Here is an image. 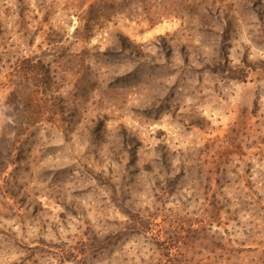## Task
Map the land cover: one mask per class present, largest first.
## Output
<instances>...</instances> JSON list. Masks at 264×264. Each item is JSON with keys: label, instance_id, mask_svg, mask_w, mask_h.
<instances>
[{"label": "rangeland", "instance_id": "rangeland-1", "mask_svg": "<svg viewBox=\"0 0 264 264\" xmlns=\"http://www.w3.org/2000/svg\"><path fill=\"white\" fill-rule=\"evenodd\" d=\"M0 264H264V0H0Z\"/></svg>", "mask_w": 264, "mask_h": 264}, {"label": "trees", "instance_id": "trees-1", "mask_svg": "<svg viewBox=\"0 0 264 264\" xmlns=\"http://www.w3.org/2000/svg\"><path fill=\"white\" fill-rule=\"evenodd\" d=\"M86 23H87V21H86ZM84 27L86 29H91L92 28L91 26H89V24L88 25H85ZM76 31H77L76 34H79L80 30H76ZM121 41L125 42V40L123 39V37H122V40ZM163 244H164L165 248H164ZM168 245H169V243L165 241L164 243H162L161 247L164 250V252H166L164 256H166L170 261H173V255H172V252H171L172 248L170 249L169 247H166Z\"/></svg>", "mask_w": 264, "mask_h": 264}, {"label": "clouds", "instance_id": "clouds-1", "mask_svg": "<svg viewBox=\"0 0 264 264\" xmlns=\"http://www.w3.org/2000/svg\"><path fill=\"white\" fill-rule=\"evenodd\" d=\"M11 135H12V136H14V135H15V133L13 132V133H11Z\"/></svg>", "mask_w": 264, "mask_h": 264}]
</instances>
